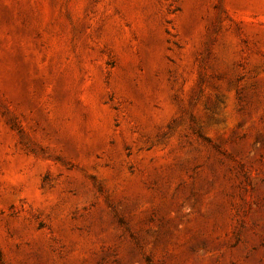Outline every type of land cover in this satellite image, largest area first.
I'll use <instances>...</instances> for the list:
<instances>
[{"label": "rangeland", "instance_id": "1", "mask_svg": "<svg viewBox=\"0 0 264 264\" xmlns=\"http://www.w3.org/2000/svg\"><path fill=\"white\" fill-rule=\"evenodd\" d=\"M0 264H264V0H0Z\"/></svg>", "mask_w": 264, "mask_h": 264}]
</instances>
